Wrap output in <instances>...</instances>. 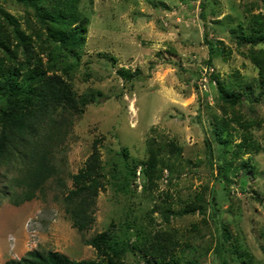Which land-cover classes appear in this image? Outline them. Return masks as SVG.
Here are the masks:
<instances>
[{
  "label": "rangeland",
  "instance_id": "1",
  "mask_svg": "<svg viewBox=\"0 0 264 264\" xmlns=\"http://www.w3.org/2000/svg\"><path fill=\"white\" fill-rule=\"evenodd\" d=\"M75 3L77 17L87 19L86 31L74 53L65 54L43 21L42 10L50 11L53 0L36 8L0 0V36H9L6 47L0 46L2 72L15 69L20 81L41 65L61 74L78 94H101L74 117L65 141L53 151L59 173L35 197L14 205L4 190L16 172L0 165V263L33 249L102 261L106 257L85 240L110 229L137 244L122 254L124 264H155V257L137 247L145 235L168 240L173 248L168 264H222L214 245L225 226L227 264H264V98L256 99L254 90L250 99L241 95L231 105L217 88L218 82L256 83L264 43L244 34L264 29L255 17L264 19V0ZM15 27L28 41L26 49ZM5 102L0 97V108ZM245 134L254 146L239 147ZM205 139L214 148L212 168ZM94 140L103 187L93 223L79 231L62 195ZM123 146L134 174L125 170ZM150 146L161 148L152 183L138 164L146 162Z\"/></svg>",
  "mask_w": 264,
  "mask_h": 264
},
{
  "label": "trees",
  "instance_id": "2",
  "mask_svg": "<svg viewBox=\"0 0 264 264\" xmlns=\"http://www.w3.org/2000/svg\"><path fill=\"white\" fill-rule=\"evenodd\" d=\"M27 5L37 7V3L44 0H19ZM76 0H53L50 11L42 10L43 21L49 22L48 29L54 35L52 40L58 45L60 51L65 54L74 53V47L80 45L83 33L86 31L87 19L78 18L75 12ZM79 1V0H77ZM38 14L40 12L38 11ZM9 18V15L6 14ZM256 22H264L259 16ZM17 40L25 49L28 41L22 32L15 27ZM241 33H244L241 31ZM5 34V33H3ZM247 36L253 43H264V29L258 28ZM0 46L6 47L5 39L9 36H0ZM212 51V48H210ZM210 51V52H211ZM259 69V77L256 83L237 82L236 84L218 82L219 97L227 104L233 105L241 95L250 99L257 90L256 99L264 98V65L256 62ZM35 65L29 68L22 78L15 80L17 70L2 72L3 66L0 61V97L5 99V105L0 108V165L7 166L16 172L5 186L4 192L9 195L14 205L32 199L38 191H41L45 182L58 175L59 170L53 162V151L63 142L76 115L83 112L84 107L92 102H97L101 97L100 92L88 91L78 94L73 85L57 72L49 73L47 70ZM119 74L125 75L124 71ZM135 77L130 74V77ZM222 135L225 132L222 128ZM219 129V130H220ZM221 135V136H222ZM218 138L221 145L226 143ZM97 140L92 143L91 152L85 158L83 165L77 172L71 174V187L67 188L62 195L65 212L71 221V225L77 230L88 229L94 221L96 197L103 187L102 163ZM242 146H254V142L247 134L244 135ZM161 148L150 146V152L146 162L142 164V175L152 183L156 169L157 157ZM214 148L208 139H205V152L207 162L212 168ZM120 154L124 158L126 172L134 174L135 169L126 159L127 150L123 146ZM59 178V176H58ZM126 224V223H124ZM128 226V225H127ZM221 228V227H220ZM126 236V233L124 232ZM229 231L222 226V232L214 245V253L219 256L222 264H227L224 257V243ZM127 237V236H126ZM222 238V240H221ZM149 241L147 244L146 242ZM85 243L94 247L98 255H103L104 260L97 259H72L58 251H40L33 249L27 251L19 259H8L0 264H124L121 256L129 247H136V243L129 244V238L121 240L117 234L105 229L85 240ZM168 240L161 235H145L139 247L145 255L153 257L155 264H168L164 262L173 251L168 245ZM149 263V261H147Z\"/></svg>",
  "mask_w": 264,
  "mask_h": 264
}]
</instances>
